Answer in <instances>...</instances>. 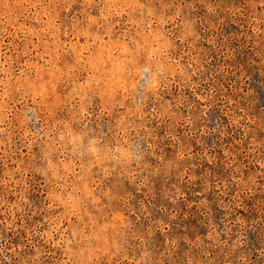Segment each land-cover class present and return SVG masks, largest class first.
<instances>
[{
	"label": "rangeland",
	"instance_id": "rangeland-1",
	"mask_svg": "<svg viewBox=\"0 0 264 264\" xmlns=\"http://www.w3.org/2000/svg\"><path fill=\"white\" fill-rule=\"evenodd\" d=\"M0 264H264V0H0Z\"/></svg>",
	"mask_w": 264,
	"mask_h": 264
}]
</instances>
